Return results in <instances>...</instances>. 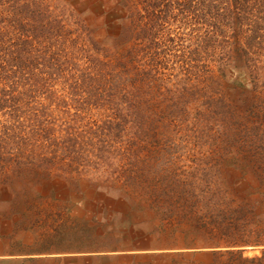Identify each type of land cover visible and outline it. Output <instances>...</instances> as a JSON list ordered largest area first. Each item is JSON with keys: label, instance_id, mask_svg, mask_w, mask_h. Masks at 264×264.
Masks as SVG:
<instances>
[{"label": "trees", "instance_id": "trees-1", "mask_svg": "<svg viewBox=\"0 0 264 264\" xmlns=\"http://www.w3.org/2000/svg\"><path fill=\"white\" fill-rule=\"evenodd\" d=\"M7 191L0 264L149 257L76 237L113 192L205 194L215 248L264 264V0H0Z\"/></svg>", "mask_w": 264, "mask_h": 264}, {"label": "rangeland", "instance_id": "rangeland-1", "mask_svg": "<svg viewBox=\"0 0 264 264\" xmlns=\"http://www.w3.org/2000/svg\"><path fill=\"white\" fill-rule=\"evenodd\" d=\"M83 183L87 184V182ZM85 184L82 185L88 190ZM8 192L0 193V199H7ZM73 192L74 195L77 194V190H71V193ZM168 195L163 193L146 195L138 192L121 202L119 193H108L105 207L110 216L108 214L105 220L100 214L103 220L102 226L76 237L85 238L90 235L95 240L94 243L104 248L131 247V249L149 250L151 253L147 258L121 259L114 261L113 264H259L258 261L249 260L262 257L259 249L248 247L241 255L230 254L226 252L227 249L215 248L214 245L220 241L219 237L216 236L213 240L209 235L207 236L211 229L210 225L213 224L208 218L210 211L206 208V205L212 201L210 197H206L205 194L201 196L196 192ZM95 196V193L91 194V197ZM36 198V190L30 184L26 191L17 195V201L20 203L35 202ZM76 210L75 215L86 214L88 217H93L97 212L95 209H86L82 206ZM88 210L90 212L86 213ZM12 212L14 209L9 205L0 204L1 219L10 217ZM198 218L205 220L198 223ZM133 243H137V246ZM101 247L93 248L102 249ZM211 251L220 252H216L217 255H202L210 254Z\"/></svg>", "mask_w": 264, "mask_h": 264}, {"label": "crops", "instance_id": "crops-1", "mask_svg": "<svg viewBox=\"0 0 264 264\" xmlns=\"http://www.w3.org/2000/svg\"><path fill=\"white\" fill-rule=\"evenodd\" d=\"M143 251H145V252H150L149 250H144V249H143ZM8 257H9V256H8Z\"/></svg>", "mask_w": 264, "mask_h": 264}]
</instances>
